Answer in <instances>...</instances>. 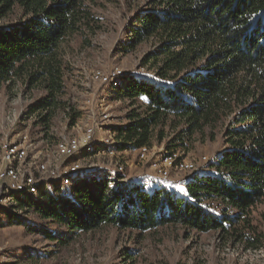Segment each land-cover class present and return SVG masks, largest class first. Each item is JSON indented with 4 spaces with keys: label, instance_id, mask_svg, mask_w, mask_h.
<instances>
[{
    "label": "trees",
    "instance_id": "trees-1",
    "mask_svg": "<svg viewBox=\"0 0 264 264\" xmlns=\"http://www.w3.org/2000/svg\"><path fill=\"white\" fill-rule=\"evenodd\" d=\"M99 6L98 0H0V88L15 78L41 83L34 126L44 135L57 110L68 126L77 119L60 97V45L76 34L88 43L101 27ZM141 6L122 49L152 41L153 76L124 74L111 85L139 109L114 127L116 149L152 147L167 137L165 151L172 153L195 134L214 138L217 129L225 147L179 192L162 183L115 182L103 169L62 174L35 195L15 194L0 227L21 226L56 246L103 225L146 231L182 223L259 248L264 233L251 215L264 203V0H145ZM261 217L264 223V212ZM38 251L28 246L24 256L34 260Z\"/></svg>",
    "mask_w": 264,
    "mask_h": 264
},
{
    "label": "rangeland",
    "instance_id": "rangeland-1",
    "mask_svg": "<svg viewBox=\"0 0 264 264\" xmlns=\"http://www.w3.org/2000/svg\"><path fill=\"white\" fill-rule=\"evenodd\" d=\"M144 1L98 0L101 27L89 36V42L76 34L61 43L63 88L60 97L78 113L74 125L68 126L66 114L57 110L50 131L44 135L34 126L39 113L34 106L45 93L41 83L30 85L23 78H15L3 85L0 88V143L17 142L19 136L27 133L33 143L30 156L35 155L33 161L46 163L48 172L53 170L56 175L68 173L74 176L76 172L103 169L109 170L116 178L115 182L130 179L147 188L152 183H162L179 192L194 173L207 172V165L225 147L218 129L214 138L208 134L193 135L185 148L172 153L165 151L166 137L161 143L154 141L146 150L116 149L115 153H107L94 146L91 150L82 148L72 157L62 154L60 145L74 137L82 141L86 127L94 129L93 140L99 142L107 136L108 129L113 128L116 132L114 127L127 121L131 109L139 110L138 104L131 105L128 99L117 96L111 85H117L124 74L145 79L153 76L152 64L148 62V56L155 48L152 41L141 42L129 53L122 49L126 28ZM97 74L109 79L100 81ZM147 152L151 153L145 154ZM166 153L185 161L187 170L160 163ZM141 158L143 160H139ZM154 162L160 163L159 168L165 175L154 170L157 169L153 167ZM118 166L123 170L119 171ZM33 171L38 177L36 169ZM53 178L47 180L59 182ZM70 178L64 179L61 185L68 186ZM14 202L2 206L5 208L0 209V216L10 212ZM263 212L264 203H260L251 217L264 233ZM53 245L54 242L30 234L21 226L0 227V264H264V235L262 245L252 248L219 230L200 232L182 223L146 231L103 225L93 231L78 233L65 245ZM28 246L39 250L38 258L27 260L24 255Z\"/></svg>",
    "mask_w": 264,
    "mask_h": 264
},
{
    "label": "bare ground",
    "instance_id": "bare-ground-1",
    "mask_svg": "<svg viewBox=\"0 0 264 264\" xmlns=\"http://www.w3.org/2000/svg\"><path fill=\"white\" fill-rule=\"evenodd\" d=\"M96 78L100 81L109 79L99 74L96 75ZM112 129H108L107 136L101 141L96 142L93 140L94 129L92 127H86L82 141L74 137L72 140H66L60 145L63 156L72 157L82 148L84 150H91L94 146L101 147L98 149L107 153L117 152L116 145H114L116 143V132ZM141 148L142 150L147 149L146 146ZM32 150L33 143L27 133L19 136L17 142L0 143V206L10 205L14 200V194H36L39 187L48 181L47 179L53 177H55L53 178L54 180L61 179L62 174L56 175L53 170L48 172L49 167L46 163L33 161L35 155L30 156ZM174 156L166 153L162 159L163 161L160 163L179 170H187V163L185 161L181 162ZM159 164L157 162L153 163V167L156 166L157 168L154 170H160L165 175L164 171L162 172L159 168ZM33 169H36V172H38V177L35 176ZM117 169L119 171L123 170L122 166H118ZM43 176H46V178H43Z\"/></svg>",
    "mask_w": 264,
    "mask_h": 264
},
{
    "label": "built area",
    "instance_id": "built-area-1",
    "mask_svg": "<svg viewBox=\"0 0 264 264\" xmlns=\"http://www.w3.org/2000/svg\"><path fill=\"white\" fill-rule=\"evenodd\" d=\"M94 125H95V123H94ZM69 153V152H68ZM151 152H147V153H145V154H150ZM61 157H62V155H61ZM139 160H143V158H141V159H139ZM69 169H71V168H69ZM32 181V180H31Z\"/></svg>",
    "mask_w": 264,
    "mask_h": 264
}]
</instances>
